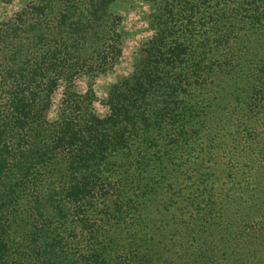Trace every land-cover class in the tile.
<instances>
[{
    "label": "trees",
    "instance_id": "trees-1",
    "mask_svg": "<svg viewBox=\"0 0 264 264\" xmlns=\"http://www.w3.org/2000/svg\"><path fill=\"white\" fill-rule=\"evenodd\" d=\"M147 1L103 114L116 0L0 19V264H264V0Z\"/></svg>",
    "mask_w": 264,
    "mask_h": 264
},
{
    "label": "rangeland",
    "instance_id": "rangeland-1",
    "mask_svg": "<svg viewBox=\"0 0 264 264\" xmlns=\"http://www.w3.org/2000/svg\"><path fill=\"white\" fill-rule=\"evenodd\" d=\"M25 1L26 0H0V19L3 16L10 15L12 12L18 10ZM115 10L119 12L123 18V29L125 31L118 63L112 70L97 74L93 78L87 75H81L75 79L79 91H84L88 87V82H92L93 91L97 98L94 105L99 114H103L106 110V107L101 100L106 96L108 84L113 81L116 76L128 72L140 43L145 41L153 32V29L148 23V14L151 12L149 1L116 0ZM62 89L63 85L60 83L54 94V104L50 116H54ZM209 163L212 164L211 161L206 162L205 164L209 165ZM205 169L206 168H204V170Z\"/></svg>",
    "mask_w": 264,
    "mask_h": 264
}]
</instances>
